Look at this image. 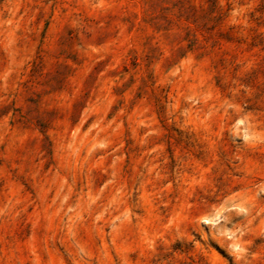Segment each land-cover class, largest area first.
I'll list each match as a JSON object with an SVG mask.
<instances>
[{
  "label": "rangeland",
  "instance_id": "obj_1",
  "mask_svg": "<svg viewBox=\"0 0 264 264\" xmlns=\"http://www.w3.org/2000/svg\"><path fill=\"white\" fill-rule=\"evenodd\" d=\"M0 264H264V0H0Z\"/></svg>",
  "mask_w": 264,
  "mask_h": 264
}]
</instances>
